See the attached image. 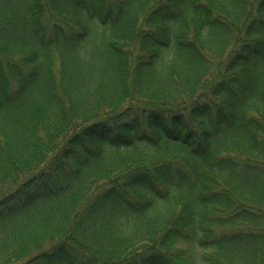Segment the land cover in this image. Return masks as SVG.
<instances>
[{
	"label": "trees",
	"instance_id": "16d2710c",
	"mask_svg": "<svg viewBox=\"0 0 264 264\" xmlns=\"http://www.w3.org/2000/svg\"><path fill=\"white\" fill-rule=\"evenodd\" d=\"M0 264H264V0H0Z\"/></svg>",
	"mask_w": 264,
	"mask_h": 264
},
{
	"label": "rangeland",
	"instance_id": "374dc122",
	"mask_svg": "<svg viewBox=\"0 0 264 264\" xmlns=\"http://www.w3.org/2000/svg\"><path fill=\"white\" fill-rule=\"evenodd\" d=\"M26 176V175H25Z\"/></svg>",
	"mask_w": 264,
	"mask_h": 264
}]
</instances>
